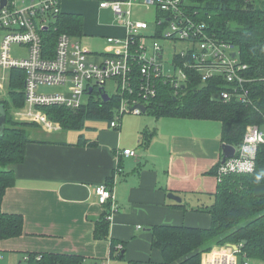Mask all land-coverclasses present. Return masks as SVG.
Listing matches in <instances>:
<instances>
[{
	"label": "crops",
	"instance_id": "crops-1",
	"mask_svg": "<svg viewBox=\"0 0 264 264\" xmlns=\"http://www.w3.org/2000/svg\"><path fill=\"white\" fill-rule=\"evenodd\" d=\"M62 1L60 12H69L62 9ZM86 26L90 31L99 30L88 22ZM104 29L107 36L125 35L120 23ZM84 35L80 40L90 52L89 60L97 61L113 49L106 36L101 37V49H92ZM215 122L140 117L131 129L120 122L117 129L106 124L94 135L82 133L96 140V146L77 145L80 133L69 135L62 127L51 132L38 126L28 128L25 158L9 166L15 181L1 202L3 211L22 215L23 230L20 236L0 242L1 256L2 250L10 251L5 256L7 264H20L28 252L77 254L84 258L83 264H163L160 251L151 246L152 225L206 228L210 224L204 208L213 203L217 178L207 172L222 156L220 126ZM144 128L155 130L146 147L140 146ZM123 149H131L135 155L118 154ZM99 184L111 187L114 199L108 202V237L96 240L94 223L105 209L93 192ZM256 191L263 193L264 186ZM169 192L181 200L168 198ZM112 239L125 242L123 258L109 257ZM215 254L216 250L204 254L201 264L210 263ZM1 259L0 264H6L3 256Z\"/></svg>",
	"mask_w": 264,
	"mask_h": 264
},
{
	"label": "trees",
	"instance_id": "trees-1",
	"mask_svg": "<svg viewBox=\"0 0 264 264\" xmlns=\"http://www.w3.org/2000/svg\"><path fill=\"white\" fill-rule=\"evenodd\" d=\"M189 2L191 14L204 22L209 35L236 48L239 61L247 66L244 71L248 79L245 86L251 101L242 103L234 98L225 101L219 95V91L226 88L222 77L202 82L198 72L186 69L184 87L177 88L175 94L170 83L160 81L157 95L148 102L144 113L154 118L218 121L221 143L237 148L249 125L264 129V0ZM61 32L82 38L83 16L72 12H60L54 16L53 26L44 32L43 43L53 47L55 36ZM24 78L23 70L11 68L8 72L7 96L0 100L7 115L0 136V242L22 234V215L3 211L1 202L6 189L15 181L14 172L9 166L21 163L25 158L26 144L30 141L28 128L39 127L34 122L17 121L8 115L9 109L23 105ZM118 105L119 95L111 94L108 100L90 96L77 109L51 106L43 110L59 122L63 130H81L87 119L103 120L109 126ZM154 133V129H142L140 146L146 147ZM76 144L96 146L97 141L87 139L80 133ZM219 163L207 173L216 176ZM258 175L259 180L256 178ZM258 186H264V143L258 146L253 172L231 173L217 181L213 203L204 208L210 214L208 227L184 224H156L150 227L151 246L160 251L162 263L179 261L180 264H201V257L214 247L242 243L246 258L264 264V192L258 193ZM103 205L105 209L94 223L93 237L96 240L108 237L107 215L110 209L108 202ZM117 244L122 245L119 251L116 250ZM124 247L125 242L112 239L109 257L123 258ZM27 255L28 260H22L20 264H83L84 260L70 253L28 252Z\"/></svg>",
	"mask_w": 264,
	"mask_h": 264
},
{
	"label": "built area",
	"instance_id": "built-area-1",
	"mask_svg": "<svg viewBox=\"0 0 264 264\" xmlns=\"http://www.w3.org/2000/svg\"><path fill=\"white\" fill-rule=\"evenodd\" d=\"M98 6L109 9L119 19L125 35L122 38L106 36V42L113 49L105 51L97 61L89 60L90 52L82 41L67 33H58L51 48L43 43L45 30L53 26L54 16L60 13V0H6L0 8V30L4 32L0 40V70L6 73L0 87L7 84L11 68L25 73L24 102L21 109L15 110L16 119L34 122L47 132L56 131L60 123L52 120L43 108L77 109L90 96L108 93L107 82L111 80L112 94L119 95V105L109 128L117 129L125 113H142L136 105L146 108L157 95L160 81L170 83L176 94L177 88L185 85L186 69L198 72L202 82L222 77L226 88L219 95L225 101L234 98L250 103L245 86L246 64L239 61L232 44L208 34L204 22L191 14L189 0H98ZM135 8L151 12L150 19L137 17ZM150 22L153 32H148ZM156 39L180 44L173 46L171 71H163V48ZM12 45L24 47L25 57H14ZM43 84L62 86L63 91L42 93L38 87ZM262 143L264 131L249 125L234 155L220 161L217 181L231 173L253 172L258 146ZM118 154L134 156L135 152L123 149ZM93 192L100 204L114 199L112 189L106 184L96 185ZM121 249L122 245L117 244L116 250ZM214 250L215 257L207 264H252L242 251V243L216 246L206 256ZM28 258L26 254L22 259Z\"/></svg>",
	"mask_w": 264,
	"mask_h": 264
},
{
	"label": "rangeland",
	"instance_id": "rangeland-1",
	"mask_svg": "<svg viewBox=\"0 0 264 264\" xmlns=\"http://www.w3.org/2000/svg\"><path fill=\"white\" fill-rule=\"evenodd\" d=\"M98 1V0H97ZM96 0H63L62 2V9L64 11H69V12H75L79 13L82 16L84 15V42L89 45L90 48L99 50L102 48L104 41L101 39L102 36H107L106 31L104 28H111L113 26L118 25L120 23L119 19L110 11V10H100L98 8V3ZM97 5H96V3ZM76 9H82L83 11L76 10ZM134 13L137 17L144 18L146 20L150 19V13L146 11V13L143 12L141 8H135ZM91 23L97 27H99V30L97 31H90L88 30L86 23ZM154 31V26L151 25L150 22V28L148 32H153ZM4 32L0 30V40L3 36ZM158 44L163 48V58H164V67L163 71L168 72L171 71V62L173 60V46L174 45H180L179 43H172V41H166L163 39H156ZM151 40L148 41L150 43ZM11 54L16 57V58H23L26 55V50L24 47L20 45H12L11 46ZM6 76V73L3 74V72L0 70V80L3 76ZM107 91L109 94L113 93V87H112V81L109 80L107 82ZM38 90L42 93H57L63 91L62 86L58 85H40L38 87ZM6 92H7V84L4 85L3 87H0V100L6 97ZM86 100V97H85ZM23 106V105H22ZM19 107L17 109L22 108ZM16 109H9L8 110V115L12 117L14 120L17 121H22L18 120L15 118ZM44 111V110H43ZM45 112V111H44ZM47 113V112H46ZM48 114V113H47ZM7 116V115H6ZM144 117L149 119L154 120L155 118L151 115L145 114V113H125L122 118L121 122L126 123L129 128L131 129L132 124L136 118ZM52 119V118H51ZM53 120V119H52ZM55 121V120H54ZM215 123H218L220 126V123L216 121ZM107 122L103 120H98V119H87L84 121V127L81 130H75V129H69V130H63L65 133H68L69 135H76L79 133H83L85 135H94L98 130L101 128H104L106 126ZM264 130V129H263ZM10 251L8 250H2V256L4 257V263L7 264L8 259L5 258L7 254H9ZM3 259H0V262H2ZM110 262V261H109ZM252 264H260V262L251 260ZM14 264H18L17 261Z\"/></svg>",
	"mask_w": 264,
	"mask_h": 264
},
{
	"label": "water",
	"instance_id": "water-1",
	"mask_svg": "<svg viewBox=\"0 0 264 264\" xmlns=\"http://www.w3.org/2000/svg\"><path fill=\"white\" fill-rule=\"evenodd\" d=\"M5 4H6V0H0V8L4 7ZM100 97L102 100H108L110 98L109 94L106 92L100 93ZM136 107L139 108L142 113H144L146 110L145 106L142 104H138L136 105ZM5 120H6V110L4 104L0 102V136L3 134ZM221 152H222V156L220 161L224 162L226 158L232 157L234 155L235 147L230 144L222 143ZM167 197L176 202H179L181 200L180 197L174 195L171 192L167 194Z\"/></svg>",
	"mask_w": 264,
	"mask_h": 264
},
{
	"label": "clouds",
	"instance_id": "clouds-1",
	"mask_svg": "<svg viewBox=\"0 0 264 264\" xmlns=\"http://www.w3.org/2000/svg\"><path fill=\"white\" fill-rule=\"evenodd\" d=\"M256 178H257V180H259L260 179V176L258 175Z\"/></svg>",
	"mask_w": 264,
	"mask_h": 264
}]
</instances>
